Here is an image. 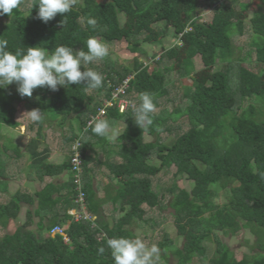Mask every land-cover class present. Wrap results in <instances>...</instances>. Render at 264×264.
<instances>
[{
	"label": "trees",
	"instance_id": "obj_1",
	"mask_svg": "<svg viewBox=\"0 0 264 264\" xmlns=\"http://www.w3.org/2000/svg\"><path fill=\"white\" fill-rule=\"evenodd\" d=\"M229 1L238 3L242 12L250 7L249 2ZM34 3L36 0H32L27 10L21 6L14 10L12 18L3 15L6 20L0 26V38L9 41L8 51H26L27 47L37 45L49 52L60 45L86 51V40L95 37L104 44L125 40L132 52H143L141 43L146 38L145 25L163 23L166 27L160 31L159 41L164 52L153 68L140 61L138 56L133 64L121 67H116L112 59L105 57L100 71L103 86L97 89L98 95L102 93L101 97L92 94L91 89L85 90L83 84L67 88L58 86L51 97L47 96L48 88L38 87L32 95L39 98L33 100L34 96L21 97L10 85L1 88L4 94L0 99L6 102L8 110L14 100L24 99L31 108L43 111L39 124L43 125L49 115L54 120L59 118L61 127L68 121L71 133L64 135L65 142H72L83 132L81 151L85 173L90 157L88 149L91 148L96 157L100 152L106 155L109 172L121 185L113 188L115 194L110 198L119 211L118 218L111 224L100 215L98 218H101L95 220L97 226L92 227L91 221H75L67 213L79 192L70 174L68 183L72 196L63 199L67 208L63 212L52 210L59 202L52 200V215L38 212L47 215L51 222L47 228H41L38 235L19 227L14 234L6 233L0 237V264H114L106 244L109 238H139L146 246L156 245L159 249L172 244L173 264H188L195 259L198 264H264V11L254 12L249 18L255 62L263 65L257 72L235 61L233 37L244 34V19L233 14L234 18L222 19L217 24L203 20L198 16V0H83L82 3L77 1L70 13L57 14L46 24L36 18L37 6L30 10ZM29 10L31 14L27 16ZM122 13L133 17L134 31L123 30ZM65 15L63 25L60 22ZM90 17L98 22L95 29L86 24ZM170 22L175 23V28L169 36L166 30ZM180 32L186 54L175 68L172 62L180 53L175 39ZM167 36L175 38L173 43L164 42ZM197 55L201 56L203 65L211 69L210 77L204 81L196 77L197 73L192 75L196 69L193 58ZM85 67L92 69L93 63ZM81 70H85L83 65ZM175 73L180 79L192 76L193 81L183 85L180 104L172 109L164 106L156 112L159 99L167 96L168 88L174 86ZM128 77L122 95L127 98L136 93L135 99L139 101L142 93L151 94L155 105L153 123L142 130L132 117L133 108L128 106L121 112L116 102L100 119H106L112 125L122 121L125 127L119 139L109 142L93 134L88 122ZM5 114L4 109L0 111V121ZM177 114L186 121L179 126L174 140L167 143L166 124L176 122L172 116ZM76 121L79 126L75 127ZM14 122L10 120L9 123ZM30 125L34 126L33 123ZM45 158L38 160L42 162ZM4 162L0 158V174ZM42 165L50 169L49 172L59 173L71 168L72 164L69 158L62 165L51 166L44 162ZM164 170H174L175 176L185 174L194 183L192 189L179 188L177 184L166 190L161 186L155 189L153 177ZM52 188L53 184L49 183L37 192L40 206H44L46 199L51 200ZM109 188L108 185V193ZM222 189L226 190V199L221 203ZM84 192L89 210L101 214L94 190L91 186L87 188V183ZM167 192L172 199L169 204H164ZM30 200L31 196L21 192L11 196L7 204L0 205V224L6 226L10 218L18 216L21 202ZM168 205L173 208L177 234L183 238L181 245L174 244L166 227L156 236L158 222L147 214L153 209L165 210ZM69 218L73 221L67 229V242L60 234L43 235L44 230ZM134 221L141 227L136 235L130 231L136 228L132 227ZM225 227L231 229L233 235L243 231L245 245L250 251L237 256L239 248H233L220 235ZM101 247L103 253L99 252ZM156 264H170L167 253L159 254Z\"/></svg>",
	"mask_w": 264,
	"mask_h": 264
},
{
	"label": "rangeland",
	"instance_id": "obj_2",
	"mask_svg": "<svg viewBox=\"0 0 264 264\" xmlns=\"http://www.w3.org/2000/svg\"><path fill=\"white\" fill-rule=\"evenodd\" d=\"M79 3H82L83 0H77ZM242 2H249L250 7L248 9V11H240V6L238 3H231L229 0H226V2L224 3H216L210 0H198V4L200 5L199 10H198V16L201 17L203 20H206L208 22H213L214 24L219 23L222 19H232L234 18L235 14L236 16L244 19L245 25V31L243 35L240 34H236L233 37V46H234V54H235V61L240 62L241 64H243L244 66H247L257 72L261 71V66L260 64H257V62H255V50L254 47L251 45V41H252V30L251 27L249 25V18L250 16L254 13V12H262L264 11V2L263 0H239ZM238 1V2H239ZM32 0H22V4L21 7H23L25 10H27L29 8V6L31 5ZM182 17L183 14L181 13ZM184 18V17H183ZM5 18L3 16H0V26L5 22ZM121 20H122V24H123V30L126 31H134L135 29V21L133 19V17H131L130 15L126 14V13H122L121 16ZM188 26V24H186ZM175 23L174 22H170L169 25L167 26V34H169V36L171 35V31L174 30ZM186 26V27H187ZM166 26L163 25V23H159L158 26L156 25H145V41L141 43V48L144 50L142 51H138V52H132L128 46H127V41L122 40L120 42H115L113 44H106L108 49H109V58L112 59V62H114L116 67H121L122 65H129V64H133V60L135 57H139L140 61H144L147 62L145 63L146 65H149L150 68H153V66L155 65V62L159 59V57L162 55V53L164 52V49L161 46V42L159 41V38L161 36L160 31H162L163 29H165ZM189 27H187L186 29H188ZM190 29V28H189ZM169 36H167L164 39V42L166 44L169 43H173V39H170ZM182 37V33L180 32L178 34V36L176 37V44L177 46H179L180 49V53L179 56L177 57V59H175L172 63L174 65V67H178L180 64V59L185 57V45L183 43V40L181 39ZM253 50V51H252ZM248 54H249V58H248ZM194 63H195V72L192 74L195 76V73H197V76L200 80L204 81L206 79H208L210 77L211 74V69L210 68H206L201 60V56L197 55L195 58H193ZM104 62L105 59L93 62V68L92 70L96 71L97 73L100 74L101 68L104 67ZM161 66V65H160ZM163 66V64H162ZM161 66V67H162ZM220 66V65H218ZM264 67V66H263ZM215 69V68H214ZM174 77V86H171L168 88L169 93L167 94V96L162 97L161 99H159V107L156 109V112H160L161 108L164 106H167L169 109H172L174 107H176L178 104H180V100L183 94V85L184 84H191L193 79L192 76L191 77H186V78H178L177 74L175 73ZM11 90L13 91L16 90L17 91V86L15 83L11 84ZM91 93L96 95V96H102V93L98 95L97 90H92L91 89ZM3 90H1L0 88V98L3 97ZM52 95V90L48 89L47 92V96L51 97ZM136 93H133V97H127V99L129 100V105L130 107L133 108V105H138L139 101L137 99H135L136 97ZM34 97H32L31 100H33L34 98L38 99V95H32ZM47 97V98H48ZM24 101H15L13 107H10V113H8V117L11 119L13 118L14 113L15 114V118L16 120H20V121H24L25 117L28 120V122L30 123L31 120L29 119V115L26 112H29L33 109H27ZM5 110L6 114H7V104L5 101L0 99V111ZM13 114V115H12ZM55 113H52V115H54ZM5 117V116H4ZM53 117L51 115H49L48 117V121L51 119V125L48 124V126H46V128H48V131H53L51 134H58L59 136L56 137L55 139L52 140V145H54L55 147H59L61 148L62 146H66V148H69L70 145H68L67 143H64V133L69 134L71 133V131L67 128H63L61 126L58 125V120L59 119H52ZM172 118L176 120V122L172 123V122H167L166 124V129L169 132L166 135L165 138V142L167 143H171L174 140V136L177 135V133L179 132V126H181L183 124V122L186 121V118L183 116L178 117V114L175 116H172ZM44 122H47V120H44ZM33 124H35L34 122H32ZM69 123V122H67ZM2 124H0L1 126ZM47 125V123H46ZM68 124H66L65 126H67ZM64 126V127H65ZM116 130H118L120 133L123 132L124 127H125V123L122 121H119L115 124L112 125ZM6 127V126H5ZM23 127V126H22ZM24 128V127H23ZM69 128V127H68ZM15 134H17L16 132L19 133V127H14L11 128ZM27 129V128H26ZM25 130V129H24ZM11 131V130H10ZM22 132V131H21ZM9 134V133H8ZM12 135V134H11ZM61 136V137H60ZM62 145V146H61ZM72 147V146H71ZM21 160V159H19ZM7 163H15L14 166H18V160H14V161H9ZM14 171V172H13ZM11 175L13 176V180H15V178H17L19 176V172H17V170L15 168H13V170L10 171ZM12 180V185L10 184V186L12 187V189L10 191L7 192H3V194L0 195V202L3 201L4 203L8 202L10 200V196L12 194H15V192H17V187L18 184H22L20 182V180H17L16 184L13 183L15 181ZM11 181V180H10ZM153 181H154V188L157 189L158 187L161 186V189L166 190L168 187H171L172 184H177L179 186V188H185L187 190H191L193 187V181L192 179L188 178L185 174L184 175H178L175 176L174 175V170H164V172L162 174H159L157 176L153 177ZM111 185L115 186V187H120V183L113 179L111 182ZM226 190L222 189L220 191V197H219V201L222 203L225 201L226 199V194H225ZM172 199V195L167 192L166 193V197L164 199V204H169V202ZM149 211V210H148ZM173 213V208L168 205L166 207L165 210L162 209H153L152 211H149L147 214L150 215L152 218H154L157 222V231L155 232V235L158 236V232L162 231V229H165V227L167 228L166 232L172 237V239L174 240V244L177 245H181L183 242V238L181 236H178L177 234V230L176 227L174 226V222H175V216ZM23 215V214H22ZM111 215V214H108ZM119 211H117L116 216L118 218ZM24 219V218H23ZM23 219H20L21 221ZM35 225V224H33ZM132 227H136V228H132L130 229V231L132 233L139 234V232L141 231V227H139V225L137 224V222H133V226ZM139 227V228H138ZM15 231V225L13 226H9L8 228H0V237H2L4 234L9 233V232H14ZM256 232H260V231H256ZM262 233V231H261ZM177 234V236H176ZM221 237L226 241V242H230L232 244L233 248H239L238 252H237V256H242L245 254V252H249V246H246V239H245V233L243 231L238 232L236 235H233L231 233V229L225 227L224 229H222V232L220 233ZM250 245V243H249ZM172 244L171 246H167L165 249L160 248V252L159 254H163V253H167V255L169 256V261L170 264H173L174 259L172 258ZM198 260L195 259L193 262L188 263V264H198L197 262Z\"/></svg>",
	"mask_w": 264,
	"mask_h": 264
},
{
	"label": "clouds",
	"instance_id": "obj_3",
	"mask_svg": "<svg viewBox=\"0 0 264 264\" xmlns=\"http://www.w3.org/2000/svg\"><path fill=\"white\" fill-rule=\"evenodd\" d=\"M76 3L77 0H36V3L32 5L30 10L33 6H37L38 12L36 18L46 24L54 19L57 14L70 13ZM21 4L22 0H0V16L7 14L12 18L14 10L19 9ZM30 10L27 16L31 14ZM65 22L66 15L60 23L64 25ZM97 23V20L93 17L88 18L86 21L87 26L92 29L97 27ZM85 43L86 51L83 49L74 50L72 47L60 45L49 52L46 48L37 45L27 47L26 51L17 50L13 53L7 50L9 41L0 38V88H6L15 83L17 92L21 97H31L33 90L38 87H46L52 91H56L58 90V86L67 88L73 84H83L85 90L100 89L103 86L102 75L92 69L86 68L85 65L108 57L109 49L106 44L95 37H89ZM81 65L84 66V71L81 70ZM128 78L130 79V77ZM107 100L114 101L112 96L110 99L107 98L104 103ZM116 102L119 106L118 101H114L113 105ZM104 103L98 108L97 114L93 115L92 118L98 115L100 108L104 107ZM108 107L110 106L104 107L105 112ZM127 107L123 110L120 109V111H125ZM154 112L153 96L149 93H142L139 97L138 105H133L132 117H134L137 126L143 130L152 125ZM26 113L34 123H38L43 119V111L40 109H33ZM104 115L95 118L91 122V131L96 136L105 138L109 142H115L122 133L116 130L108 120L100 119ZM83 136L84 133L81 132L79 137L72 142L67 143L64 141V143L70 145V159L75 141L78 138L81 140ZM70 171L75 183V171L72 165ZM84 175V161L82 159L81 181L83 190L86 184ZM51 232L62 235L66 242L69 240L68 237H65L64 233L57 231L56 228L52 229ZM106 244L110 249L114 264H156L160 252L158 246L152 245L148 247L139 238H109ZM99 252L103 253L104 248H99Z\"/></svg>",
	"mask_w": 264,
	"mask_h": 264
},
{
	"label": "crops",
	"instance_id": "obj_4",
	"mask_svg": "<svg viewBox=\"0 0 264 264\" xmlns=\"http://www.w3.org/2000/svg\"><path fill=\"white\" fill-rule=\"evenodd\" d=\"M15 101L25 102L24 99H16L14 100V102ZM13 105L14 103H12L11 107H13ZM25 105L27 109H33L31 108V106L27 105V103H25ZM9 109L11 110V108ZM10 110L7 111L5 117L3 116L2 120L0 121V124H2L0 126V158L2 162L5 161L3 165V170H1L0 174V195L3 194V192H7L12 189L10 184L12 185L11 182L14 178L11 175L10 171L15 168L17 172H19V176L15 178V180H13L15 181L13 183L16 184L17 180H20V182L22 183L18 184L17 192H21L27 197L31 196L32 200L28 202H21V208L20 212L18 213V216L16 218H10L6 226H2V224H0V228H8L9 226L15 225V230L19 227H23L24 230L29 232L32 231L38 235V231L41 228H47L48 225L51 223L50 218L47 215H44V213L48 212L50 215H52L51 212H54L50 211V205L52 204V200H59L56 208L52 210H55L56 212H63L68 206L67 205L65 207L63 199L67 196H72L71 185L70 183H68L71 178L70 168H65L59 173L49 172L50 169L43 168L42 162L51 166L65 164L70 157V150L69 148H66L67 145L64 147L61 145V148L52 145V140L58 137L59 135L51 134L53 131H48V128H46L48 124H52L51 119L48 121V118H46L45 120H47V122H44L43 125L35 123L32 127V125H30L32 121L29 123L26 117L24 121L16 120V113H14V115L12 114L13 118L10 119L8 117V113H10ZM10 120H14V124L9 123ZM67 122L68 121L65 122V125H68L63 128H67L70 130L69 123ZM17 126L20 129L19 133L16 132L17 134H15L11 128ZM76 126H79L77 121L75 127ZM39 134L40 137H38ZM65 134L66 133H64V135ZM40 151L42 152V154L39 153ZM88 155L90 157L87 160V170L84 175V179L87 183V188L91 186V190H94L95 202H97L98 211L101 214L98 215L97 213H92L97 216V219H100L102 217L103 220L113 224V222L117 218L116 213L118 210L114 208L115 204L110 198H112L115 194L113 188L119 187H115L109 184V182H112L113 178L111 173L109 172L108 166L105 161L106 155H104L103 152H100L99 157H96L95 152H93L91 148L88 149ZM44 156H46V158L42 162L38 160L39 158ZM14 160H18V166H14L15 163H7L9 161L12 162ZM1 182L3 183L1 184ZM49 183L53 184L51 194L52 198H50V201L46 199V201L43 202L44 206H40V198L37 192L42 191L43 188ZM108 185L110 187L109 193L106 192V187ZM2 186H5L6 189H3ZM17 192H15V194ZM13 195L14 194H12L11 196ZM8 202L4 203L3 201H1L0 205L7 204ZM77 205L78 204L75 198L74 205L68 207L67 211L77 207ZM38 212L44 213L39 214ZM100 215L101 217L98 218V216ZM20 219L23 220L21 221ZM71 221L73 220L69 218V220L67 221L57 223L52 229L56 228L57 231L61 230L63 231L65 236L68 237L67 229ZM40 224H43V226H40ZM52 229L44 230L43 235L45 237H54L56 235V232L52 233ZM9 233L14 234L15 231Z\"/></svg>",
	"mask_w": 264,
	"mask_h": 264
},
{
	"label": "built area",
	"instance_id": "obj_5",
	"mask_svg": "<svg viewBox=\"0 0 264 264\" xmlns=\"http://www.w3.org/2000/svg\"><path fill=\"white\" fill-rule=\"evenodd\" d=\"M128 82H129V78L125 79L123 84L121 86H119L112 94L113 100L118 101L121 110H123L129 104V100L122 95L125 93V89L128 85ZM114 101L107 100L104 103V107L113 105ZM104 107L100 108L98 115L93 117L88 122V125H90L91 122L95 118H98L101 115L105 114V108ZM72 150H73V153L71 155V164H72L73 170L75 171V174H74L75 183L77 186V190L79 191L78 196L76 198V202L78 205H77V207L72 208V209L68 210L67 212L73 220H75V221H81V220L91 221L92 227H96L97 226V224L95 222L96 216L89 211L88 206H87V201H86V194L82 188V181H81L82 151H81V140H80V138H78L75 141V144L73 145ZM59 231L61 233H63L61 230H59Z\"/></svg>",
	"mask_w": 264,
	"mask_h": 264
}]
</instances>
